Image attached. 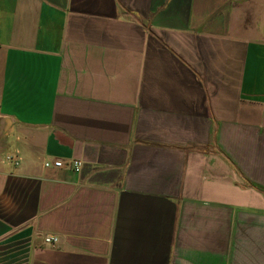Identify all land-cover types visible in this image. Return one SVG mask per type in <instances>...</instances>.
<instances>
[{
    "label": "crops",
    "instance_id": "crops-1",
    "mask_svg": "<svg viewBox=\"0 0 264 264\" xmlns=\"http://www.w3.org/2000/svg\"><path fill=\"white\" fill-rule=\"evenodd\" d=\"M0 264H264V0H0Z\"/></svg>",
    "mask_w": 264,
    "mask_h": 264
},
{
    "label": "built area",
    "instance_id": "built-area-1",
    "mask_svg": "<svg viewBox=\"0 0 264 264\" xmlns=\"http://www.w3.org/2000/svg\"><path fill=\"white\" fill-rule=\"evenodd\" d=\"M7 160L15 162L16 165L19 164V162L15 161L12 156H7ZM64 165H65V163L62 160H55L53 162H46L45 163V166L47 168L51 167V166H53L55 168H62V167H64ZM71 165H72V168L75 172H79L83 167V162L80 160H74L73 162H71ZM44 242L47 245L53 247L58 243V238L56 236L49 235V236H46L44 238Z\"/></svg>",
    "mask_w": 264,
    "mask_h": 264
}]
</instances>
